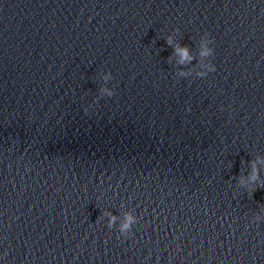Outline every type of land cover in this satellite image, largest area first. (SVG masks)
<instances>
[{"label":"water","instance_id":"water-1","mask_svg":"<svg viewBox=\"0 0 264 264\" xmlns=\"http://www.w3.org/2000/svg\"><path fill=\"white\" fill-rule=\"evenodd\" d=\"M258 156L264 0H0V264H264Z\"/></svg>","mask_w":264,"mask_h":264},{"label":"clouds","instance_id":"clouds-1","mask_svg":"<svg viewBox=\"0 0 264 264\" xmlns=\"http://www.w3.org/2000/svg\"><path fill=\"white\" fill-rule=\"evenodd\" d=\"M166 43L173 48L175 54L174 66L177 69L176 75L178 77L187 78L194 75L204 78L209 73L216 71V65L210 59L214 56L215 52L212 47L214 39L209 38L207 34L199 41V59L195 67H189V65L194 60H197V56L193 55L192 50L188 46L179 43L175 32L166 36ZM169 59L170 61L172 60L171 57ZM99 78L102 80V86L99 89L96 99L113 97L115 95V89L108 86L109 82L114 79L112 73L102 72ZM84 111L88 112L89 108L86 107ZM262 170H264V156H258L255 160L251 161V170L241 175L237 187L246 190L249 194H253L259 187H264V176L261 175ZM103 217L107 218V226L109 228L117 227L119 234L125 237L132 233L133 226L138 222L135 209L126 211L121 216L114 215L111 211L106 210L103 213ZM255 219L260 220L262 217L257 215ZM2 259V256H0V261Z\"/></svg>","mask_w":264,"mask_h":264}]
</instances>
